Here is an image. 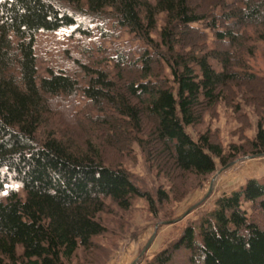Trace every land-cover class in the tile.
I'll list each match as a JSON object with an SVG mask.
<instances>
[{"label":"trees","instance_id":"obj_1","mask_svg":"<svg viewBox=\"0 0 264 264\" xmlns=\"http://www.w3.org/2000/svg\"><path fill=\"white\" fill-rule=\"evenodd\" d=\"M59 1L76 9L85 5L91 14L110 10L119 27L150 48V34L162 17L160 44L169 57L160 50L157 57L145 52L135 61L127 51L119 54L123 87L101 71L83 88L62 71L39 77L36 36L76 27L74 16L52 0H0V264H73L79 250L76 264H96L94 240L106 232L101 217L111 214L110 206L124 213L134 199L151 203L125 169L104 163L100 150L70 143H78L80 131L71 109L59 107L62 99L81 92L99 112L110 109L120 117L99 122L111 150L125 146L128 127L147 129L150 154L169 164L176 180L186 174L205 179L215 172L216 160L225 166L229 158L207 135L194 140L185 128L199 123L230 89L245 87L251 96L245 102L261 115L251 153H264V79L248 71V60L264 42V0H223L221 14L211 15V50L198 45L192 28L206 18V0ZM158 60L168 67L171 85L151 79ZM125 73L131 75L127 84ZM60 111L70 141L54 133L40 139L48 116ZM166 198L158 192V200ZM244 204L264 213L263 183L250 179L219 196L211 212L148 264H172L183 252L187 264H264V228Z\"/></svg>","mask_w":264,"mask_h":264},{"label":"rangeland","instance_id":"obj_2","mask_svg":"<svg viewBox=\"0 0 264 264\" xmlns=\"http://www.w3.org/2000/svg\"><path fill=\"white\" fill-rule=\"evenodd\" d=\"M52 1L73 15L77 24L76 27L39 33L36 36L35 54L39 77H46L49 70L56 73L62 71L75 78L83 88L95 71L104 72L109 79L120 82L116 61L118 55L125 51L132 61L145 52L157 57L158 50L169 57L160 44L162 17L158 19L156 30L150 34L153 43L150 48L138 35L119 27L110 10L91 14L85 5L76 9L59 0ZM222 2L206 0L205 12L202 13L206 18L192 25L198 32L194 36L200 47L208 50L214 48L211 15L221 14ZM218 3L221 6H217ZM248 65L249 72L264 79V42L257 44L255 56L248 60ZM129 77L130 74H124V84ZM151 79L169 81L171 85L172 78L164 62L161 64L158 60ZM120 84L123 87L122 81ZM79 93L75 99H62L63 104L59 105L61 109H71L70 112L75 115L73 123L80 131L81 139L77 140L81 144L74 141L70 143L79 145L85 151L89 146L100 150L105 164L125 169L134 184L147 193L151 200L148 204L144 199H134L131 209L124 213L110 206L111 214L101 217L106 232L94 240L99 248L92 257L96 264H148L159 251L173 244L185 228L195 225L211 212L219 196L230 194L250 179L264 184V153L255 155L251 153L250 147L255 140L257 122L261 115L252 104L245 102V99H251L245 87L230 89L225 93L226 98L202 113L199 123L185 128L194 140L207 135L212 142L218 143L224 156L229 158L227 165L222 166L216 160L215 172L205 179L186 174L179 180L169 172V164L166 165L163 160L159 161L150 154L151 139L147 129L139 132L128 127L123 130L127 136L125 146L118 151L111 150L99 122L106 116L115 119L120 117L110 109L99 112ZM62 113L55 112L54 117L48 116L51 118L46 120L48 122L41 129L40 139L47 133H54L59 139L70 141V128L64 122ZM146 125L149 128L150 124ZM159 191L165 193V200H158ZM243 209L264 228V213L253 211L249 204H244ZM185 255L184 252L177 254L172 264H187ZM81 257L79 250L73 264Z\"/></svg>","mask_w":264,"mask_h":264}]
</instances>
